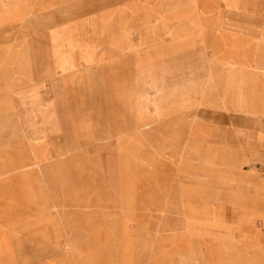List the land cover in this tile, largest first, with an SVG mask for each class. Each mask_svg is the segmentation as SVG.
Listing matches in <instances>:
<instances>
[{"label": "rangeland", "instance_id": "1", "mask_svg": "<svg viewBox=\"0 0 264 264\" xmlns=\"http://www.w3.org/2000/svg\"><path fill=\"white\" fill-rule=\"evenodd\" d=\"M29 1L37 6L32 13V21L35 22L30 25L28 18L11 22L8 26L16 28L12 32L17 33L13 37L22 39L23 46H28L32 42L25 39L31 37L28 34L31 26L33 32L38 31V35L33 34L32 38L37 37L40 43L47 36V30L53 32L67 25L71 28L70 48L69 57L63 61L68 69L61 71L54 67V75L58 74L55 78L47 73L44 66L37 68V76L35 67L22 65L4 74L0 67V91L12 94L11 98L16 95L12 98V109H7L12 112L0 115V145H5V162L12 159L9 153L13 151V145H19L21 170L32 176L13 189H0V224L16 222L18 215L24 213L31 215L27 225L22 226L24 237L21 240L0 241V264H75V261L77 264H97L95 255L105 258L106 264H180L183 255L192 253L197 255L193 264H222L219 251L214 249L213 237L221 234L220 223L217 222H228L223 217V206L213 204L214 211L208 209L206 212L201 204L195 205L183 195L175 194L174 187L179 186L181 181L174 177L180 174L175 166L185 164L169 162L168 157L160 159L156 155V147L148 148L151 153L155 152L153 156L148 154L149 157L142 147L136 150V147L124 145V133L121 135L120 132L107 130L116 125L110 121L109 113L111 76L118 77L120 81L131 74L133 65L140 69L144 67L138 57L133 58L134 55L125 49L117 54L110 48L109 42L105 41V38H110V28L129 24L131 42L133 39L140 42L142 37H146L141 31L145 27L142 11L150 13L147 20L152 26V22H157L154 16L159 7L162 10L189 11L197 4H205L190 3L189 0ZM214 5L217 9L222 7L221 3ZM82 29L85 33L78 36L77 32ZM118 37L120 41H125L127 36L119 34ZM53 53L54 58L62 59V51L57 53L55 50ZM114 53L118 56L115 62L110 61ZM47 79H54L53 88L48 87ZM124 89H118L119 103L135 106ZM259 89L263 91L264 83ZM255 101L257 108L264 109L263 100V104L259 103L260 99ZM122 116H117L118 125ZM231 119L237 124L241 122L240 119ZM140 120H135L132 125L136 136L144 145H154L158 137L157 125L139 130L138 125L144 124ZM220 123L225 126L227 120H220ZM252 127L249 138L242 143L255 156L250 158L251 165L244 167L247 173L254 168L260 177L253 175L241 183L230 184L229 179L226 180L223 172L218 170L221 174L210 179V185L213 189L228 187V191L220 194L225 200H239L246 183L253 185L252 191L245 195L255 199L256 205L227 204L225 207L241 214L239 220L228 222L231 225L243 222L245 214L257 213L255 228L262 232V238L264 131L259 124ZM115 132L118 133L117 138L113 137ZM213 133L216 139L217 132L214 130ZM106 136L110 138L105 140ZM26 152L32 155L29 157L31 164L36 163L37 168L28 167L23 157ZM215 166L212 165L214 169L218 168ZM233 174H238L237 170ZM159 175L164 177L158 178ZM49 188L55 192L53 203L49 201L51 196L46 194ZM214 196L213 190L208 195V201L214 202ZM78 200L83 205V211ZM53 204L63 208L65 213L70 212L74 221L71 223L75 225L63 227L57 211L49 220L37 215L46 213L43 208ZM77 209H80V219L73 213ZM237 212H234V217ZM206 214L211 218L208 234L212 235V243L208 244L205 241ZM190 216L198 219V224L203 220V226L199 224L195 229V225H189ZM30 219L35 220L32 225L29 224ZM240 244L244 245L245 251L260 250L264 264V239L253 241L251 238L249 241L247 237ZM71 248L76 256L74 263L68 255ZM200 254H203L202 258ZM252 256L246 252L241 260L248 263L253 260Z\"/></svg>", "mask_w": 264, "mask_h": 264}, {"label": "crops", "instance_id": "2", "mask_svg": "<svg viewBox=\"0 0 264 264\" xmlns=\"http://www.w3.org/2000/svg\"><path fill=\"white\" fill-rule=\"evenodd\" d=\"M163 1L166 0H158ZM189 2L205 5L197 4L195 9L191 8L189 11L162 10L159 7L154 16L157 22H152V26L147 20L150 13L142 11L141 18L145 27L141 31L146 37H142L140 42L136 39L131 42L128 36L131 34L129 24L125 27L110 28V38H105L110 48L117 54L125 49L134 55L133 58L138 57L144 63V67L140 69L133 65L131 74L120 81L118 77L111 76L109 113L110 121L116 125L108 127L107 130L120 132L121 135L124 133L126 146L136 147V150L142 147L143 151H146L147 155L152 154L151 156L155 152L151 153L148 148L156 147L158 148L156 155L160 159L168 157L169 162L185 164L175 166L176 170L179 168L180 174L174 177L181 181L179 186L174 187V193L183 195L185 199L186 194H190L192 195L190 201L193 204H201L206 212L208 209L213 212V204L218 203L208 201V195L214 190L210 185V179L213 180L221 174L218 172L220 161L228 157L225 164L229 163V156L233 151L243 155L241 158L243 160L238 162L247 160L251 162L250 158L255 154L251 149H246V144L242 142L249 138L253 125L259 124L262 132L264 131V109L254 105L255 99H260L261 104L262 100L264 101V91L259 89L264 83V0H189ZM215 3H221V9H217ZM36 9L37 6L29 0H0L2 74L13 72L16 67L25 65L35 67V76L38 74L39 66H44L50 75L54 74V67L66 65L63 59L69 57L71 30L67 25L61 29H54L53 32L47 30V36L40 43L37 37L32 38L33 34L38 35V31L33 32L31 26L28 33L31 37L25 39L32 42L28 46L26 44L23 46L22 39L13 37L17 34L12 32L16 28L8 25L23 18H28L31 25L35 22L32 21V13ZM134 14L135 12L131 13V17ZM84 33L83 29L77 32L78 36ZM119 34L127 36L125 41H120ZM55 50L57 53L63 52L61 60L54 58ZM117 54L111 55L110 61L115 62ZM45 81L50 89L53 88L49 79ZM121 88H125L127 97L136 104V107L123 106L119 103L117 92ZM11 96L12 94L6 91H0V115L8 113L7 109L12 108V98H16V95L12 98ZM119 114L124 117L119 118L121 122L118 125ZM232 117L240 119L241 122L237 124ZM139 119L142 123L154 122L153 120L157 119L158 137L154 145L146 146L136 136L132 125ZM224 119L227 120L225 126L220 123V120ZM214 130L217 132L216 139ZM0 150V189H13L15 185L22 184L25 178L32 177L27 176V171L21 170L22 154L19 145H13V151L9 153L12 159L6 162L4 144L0 145ZM160 159L157 161L160 162ZM255 161L253 158V162ZM213 164L218 168L214 169ZM240 168H244L243 165ZM203 175L209 178V182L199 186L198 178H202ZM200 191L202 197L199 196ZM47 192L46 194L51 196L49 201L53 203L55 192L50 188ZM252 200L256 205L257 201ZM78 202L79 208L83 211V205L79 200ZM219 204L225 210L228 203ZM43 209L46 213L37 215L49 220L52 215L54 216V211H57L63 227L75 225L71 223L74 221L70 218V212H63V208L56 204ZM76 212H73L74 215L80 219L78 213L80 209ZM30 217L31 215L25 213L23 217L18 215L16 222L1 223L0 241L21 240L24 237L21 232L22 226L27 225ZM190 218L189 225H195V229L199 224L203 226V220L198 224V219L191 216ZM210 219L206 214L204 222L207 243H212V235L208 234ZM256 220L255 218L250 223L243 219L241 220L243 222L237 225L217 222L220 223L221 234L213 237V243L221 245L223 249H231L230 251L234 253L232 257L239 260V264H262L260 250L245 251L244 245L240 244L247 237L249 241L251 238L253 241L257 238L259 241L264 239V236L261 238L262 232L255 228ZM34 221L30 219L29 224L32 225ZM209 231L211 232V228ZM246 252L253 254V260L248 263L241 260ZM68 255L74 263L76 256L72 248ZM194 258L197 259V255Z\"/></svg>", "mask_w": 264, "mask_h": 264}, {"label": "bare ground", "instance_id": "3", "mask_svg": "<svg viewBox=\"0 0 264 264\" xmlns=\"http://www.w3.org/2000/svg\"><path fill=\"white\" fill-rule=\"evenodd\" d=\"M24 7V6H23ZM22 8V7H21ZM33 8V7H32ZM20 11V10H19ZM21 12V11H20ZM31 14V13H30ZM26 15V14H25ZM22 16V15H21ZM105 22V21H104ZM106 23V22H105ZM108 49V48H107ZM106 51V50H105ZM107 53V52H106ZM125 57V56H124ZM137 58V57H136ZM135 58V59H136ZM147 58V57H146ZM130 59V58H129ZM123 60H125V59H123ZM131 61V60H130ZM134 62V61H133ZM131 63V62H130ZM125 66H126V64H125ZM115 67V66H114ZM56 68V67H55ZM66 69H68V67H67V65H59V67H58V70H61V71H64V70H66ZM112 71V70H111ZM121 71V70H120ZM114 72V71H113ZM121 73V72H120ZM55 75H56V73H55ZM54 74H53V77H55V78H57V75L55 76ZM63 76V75H62ZM121 76V75H120ZM49 81H50V84L52 85L53 83H52V81H54V79H52V81L49 79ZM6 87V86H5ZM263 91H264V89H263ZM10 94V93H9ZM131 95V94H130ZM119 97V96H118ZM122 100H123V98H122ZM125 101V100H124ZM120 102V101H119ZM136 106V105H135ZM14 107V106H13ZM12 109V108H11ZM9 111H11V110H9ZM12 112V111H11ZM197 115V114H196ZM154 122H149V123H144V124H141V125H138L139 126V128H141V129H139V130H142V129H144V130H147V129H150V128H152L153 126H155V125H157L158 123H157V119H155V120H153ZM159 121V120H158ZM140 122V121H139ZM137 125V124H136ZM169 128V127H168ZM214 135H215V133H213ZM113 137L114 138H117L118 137V133H114L113 134ZM110 137L109 136H106L105 137V140H107V139H109ZM220 152V151H219ZM221 153V152H220ZM26 155V156H25ZM25 155L23 154V157H24V159L27 161V163L29 164L28 165V167H33V166H36V168H37V165H32L31 163V161H30V156H32L30 153H29V155H27V152L25 153ZM59 156H63L61 153H59ZM221 156V155H220ZM30 157V158H29ZM238 157H240V158H238ZM243 157V155H241V154H236L235 152H233L232 151V153H230V156H229V158H230V162L229 163H227V164H225V161L226 160H228L227 158L228 157H224V159H223V161L221 160L220 161V170H222V172H223V175H224V177H225V179L227 180V178L229 179V183L230 184H234V183H241V182H243V180L245 179H247L248 177H251V176H256V178H259L260 176H259V174L257 173V171H255V169L254 168H252L251 169V172L250 173H247L246 172V170H245V167L244 166H246V165H251V163L247 160V161H245V162H238V161H242L243 159H241ZM241 159V160H240ZM220 160V159H219ZM205 164V163H204ZM241 165H243V167L244 168H240V166ZM31 169H33V168H31ZM39 170H40V166H39ZM42 170V169H41ZM235 170H237V172H238V174H233V172L235 171ZM42 171H44V170H42ZM44 175H45V173H44ZM6 180V179H5ZM8 180V179H7ZM6 180V181H7ZM209 182V178H207L205 175H203V177L199 180L198 179V185L199 186H204L205 185V183L206 182ZM224 181V180H223ZM1 182V181H0ZM4 182V181H3ZM227 182V181H226ZM3 186V185H2ZM9 187V186H8ZM254 187H253V185H250V183L249 182H247L246 183V185L244 186V190H243V192H242V195H241V197H240V199L239 200H225L224 198H223V196H220V194H222V193H224V192H226V191H228L227 189H228V187H226V188H224V187H220V186H218V187H215V189H214V202L215 203H228V204H236V205H241V206H248V207H252L253 205H254V203H253V200H252V198L251 197H247L245 194H247V192H249V191H251L252 189H253ZM230 189H232V188H230ZM240 190V189H239ZM48 193V192H47ZM148 194V193H147ZM199 196L200 197H202V191H200L199 192ZM186 200H191V198H192V195H190V194H186ZM51 199V198H50ZM52 202V201H51ZM235 212H237V211H235ZM239 215H238V214ZM237 213H235L236 214V217H234V211H231L230 210V208L229 207H227L225 210H224V213H223V217L229 222H235L236 220H239L240 218H241V214L239 213V212H237ZM22 215V217L25 215V213L24 214H21ZM255 215H254V213H252V212H250V213H248V214H245V219L246 220H248V221H250V223H252L253 222V220H255ZM61 220V219H60ZM228 222H226V223H228ZM1 229V228H0ZM231 235V234H230ZM191 239V238H190ZM192 240V239H191ZM199 241V240H198ZM203 242H204V240H202ZM205 241H207V240H205ZM207 243V242H206ZM189 244V243H188ZM208 244V243H207ZM206 245V244H205ZM213 245H214V249L215 250H217V251H219V257H220V260H221V263L222 264H239V260H237V259H235L234 257H232L233 255H234V253L233 252H231L230 250L231 249H223L222 247H221V245H217V244H215V243H213ZM185 246V245H184ZM188 246V245H187ZM165 248V247H164ZM170 248V247H169ZM198 248H199V246H198ZM208 248H210V247H208ZM187 250V249H186ZM204 250H206V249H204ZM210 250H211V248H210ZM194 251V250H193ZM198 251V250H197ZM214 251V250H213ZM212 251V252H213ZM199 252H200V250H199ZM205 252V251H204ZM95 255V254H94ZM201 255H203V254H200L199 256L201 257ZM196 256V254L194 253H192V254H185V255H183L182 257V259L180 260V264H193V258ZM214 257V256H213ZM95 258H96V260H97V264H106L107 262H106V260H105V258H102L101 256H97V255H95ZM202 258V257H201ZM204 259V258H203ZM195 260V259H194ZM209 260V259H208ZM210 260H212V259H210ZM204 261V260H203ZM219 262V261H218ZM197 263V262H196ZM205 263V262H204ZM212 264V263H211Z\"/></svg>", "mask_w": 264, "mask_h": 264}]
</instances>
